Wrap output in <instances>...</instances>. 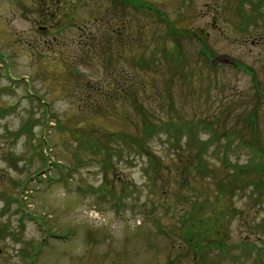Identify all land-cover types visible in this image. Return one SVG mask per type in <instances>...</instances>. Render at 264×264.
I'll use <instances>...</instances> for the list:
<instances>
[{
	"label": "rangeland",
	"instance_id": "rangeland-1",
	"mask_svg": "<svg viewBox=\"0 0 264 264\" xmlns=\"http://www.w3.org/2000/svg\"><path fill=\"white\" fill-rule=\"evenodd\" d=\"M129 1L0 0V264H264V7Z\"/></svg>",
	"mask_w": 264,
	"mask_h": 264
},
{
	"label": "trees",
	"instance_id": "trees-1",
	"mask_svg": "<svg viewBox=\"0 0 264 264\" xmlns=\"http://www.w3.org/2000/svg\"><path fill=\"white\" fill-rule=\"evenodd\" d=\"M122 95L124 96V90L122 89ZM92 108L95 109L94 112H96V114H105V115H110L112 113V111L110 110V107L107 105L105 107H101L99 108L100 106L95 105V106H90ZM141 129V128H140ZM138 129V131L140 130ZM146 131L142 130V135L141 137L143 138V140H145L147 137H150L151 135L150 134H144ZM255 132L257 134V128L255 129ZM121 133V137L119 139V137L117 136V143L120 144V143H123L124 140L122 138V136L124 134H127V132H120ZM129 135V134H128ZM123 140V141H122ZM117 144V145H118ZM95 147H100V145H96ZM121 150V147H112L106 158V160L103 159V161L106 163H109L112 161V158L113 156L116 155V152H120L118 150ZM99 151V150H98ZM196 156L199 157V160L200 159H203L201 158V153H196ZM114 165V163L112 164L111 162V166ZM201 165H204V163H202ZM114 167L116 168V166L114 165ZM200 167H207L210 169V166H200ZM195 168V167H194ZM197 170V169H196ZM201 170H204V174H207L206 170L204 168H201ZM232 172V177L230 178L229 182L230 181H233V184H235L238 188L240 189H245L246 186H247V182H248V179H251V180H257V179H261V175L262 173H264V151H260L257 152V151H253V155L252 157H250V160L247 161V164H243V165H238V164H234V167H233V171ZM222 178L219 180V183H220V187H219V190L221 193H224L230 189H226V187H223V182H222ZM192 244L193 247L196 245L195 248H193L194 250V254L195 256H202V246H201V243H202V240H198L197 241L195 239L192 238ZM224 247V246H223ZM201 253V254H200Z\"/></svg>",
	"mask_w": 264,
	"mask_h": 264
},
{
	"label": "flooded vegetation",
	"instance_id": "flooded-vegetation-1",
	"mask_svg": "<svg viewBox=\"0 0 264 264\" xmlns=\"http://www.w3.org/2000/svg\"><path fill=\"white\" fill-rule=\"evenodd\" d=\"M241 1H243V3H245V1H247L246 3H248L249 6L247 7V6H244L243 5L241 7V5H239L238 7H236L235 6V3H231V6L232 7L234 6V8L236 10L237 9H240V10H242V9H244V10L251 9V14H245V16L242 17V20H243L244 23L245 24L246 23H251V24L254 23L255 25H257L259 22H262L263 16L259 15L258 12H259V10H260L261 7H264V0H241ZM123 3H124V5L125 4H129L130 1L123 0ZM216 13H217V15L213 17L214 22H216L218 19L219 20L220 19L222 20V17L224 16V15H222L220 13L218 7H217V12ZM224 19H226V18L224 17ZM252 43H253L254 46H256V45H261L262 46V44H264V34H262V35H259V34L256 35L255 38L252 40ZM258 81L259 80H258L257 76L255 75V78H254L255 93L257 91H260V84H259L260 82H258ZM256 97L259 98L258 95H256ZM260 100L261 99H257V103H256L255 106L262 104ZM255 110L258 113V111H259L258 107ZM255 118H257L256 115H255Z\"/></svg>",
	"mask_w": 264,
	"mask_h": 264
}]
</instances>
